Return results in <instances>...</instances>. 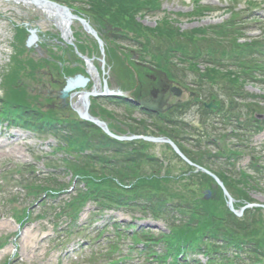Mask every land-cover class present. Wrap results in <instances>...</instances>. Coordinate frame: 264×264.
Instances as JSON below:
<instances>
[{
    "label": "rangeland",
    "instance_id": "1",
    "mask_svg": "<svg viewBox=\"0 0 264 264\" xmlns=\"http://www.w3.org/2000/svg\"><path fill=\"white\" fill-rule=\"evenodd\" d=\"M162 1L164 3V10L166 13L162 12L158 15L147 16L140 19L142 24L150 26V28H154L158 22L165 18L167 14H186L192 9V2L196 0ZM198 1H200L203 5H210L226 11L229 7L234 5L233 0ZM247 3H256V5L264 7V0H241L238 4V9H244L246 6H249ZM226 11H221L210 15L207 18L198 20L183 18L180 20L181 22L179 27H181L183 31H191L193 29H199L212 24L222 23L229 18L228 15H225ZM247 14H253L256 17L264 16V8ZM174 17L175 16L172 18L174 19ZM25 23L39 27L44 34H51L54 37L60 36V32L55 28L52 20L40 10L25 4L5 3L0 1V94L2 95H4V83L7 76L10 74L13 57L17 53L19 54L20 59L23 57L21 45L18 43L16 26ZM250 23L251 21L248 19L244 23L246 28H250L247 30V36L251 38L259 37L261 35V30L257 28L256 25ZM74 31L81 32L80 28L76 26L74 27ZM48 49H51V51H54L57 54L51 55V53H48V64H53L55 68V66H59L60 63H64V59L59 56L64 54L62 50L58 49L57 46H53V44L49 45ZM25 58L33 60V62L30 61V64H39V61L41 62L40 56L35 52L25 54ZM25 58L21 61L25 62ZM19 73V82L21 84L27 82L28 79L25 78V69L19 71ZM14 85H16V83H14ZM246 91L248 94H256L258 96L263 94L261 86L256 87L249 85L247 86ZM29 94L31 100L35 104L40 103L39 96L30 93V91ZM257 101L259 106L264 108V102L261 100ZM41 104L43 107L41 106L39 108L45 113L51 109L48 107V103L45 100L41 101ZM193 115L195 117H190L188 119L189 122L197 121L196 114ZM57 116H72V114L67 111L65 113L58 114ZM117 125L118 124L111 122V126L115 127L116 131H118L116 129ZM225 143L227 144L228 142ZM250 145H252V149H254L253 156L260 157L259 163L264 165V133L253 138ZM56 146H58V142L54 138L43 139L35 133H29L18 128L4 127L0 129V180L2 172L6 168L15 167L17 165L33 166L31 174L28 173L29 170H25V175L16 178L17 181H30L34 178V176L37 178L48 179L49 171L44 157L48 153H51L53 151L52 148ZM189 148L192 149L193 147ZM152 153L159 157L169 155L172 159L170 151L162 145L155 146ZM250 154L251 153L248 154L247 158L240 161V167L246 168V170L249 166L248 158ZM61 157V155H58V158ZM58 175L61 177L60 180L64 184L72 182V176L69 173L61 172L60 175L58 172ZM1 185L3 186L2 182ZM11 186L12 187H4L3 192H0V239L2 238L3 243H5L8 240V237L12 236L11 243L4 248V250L0 251V264H4L6 261H9L10 264H87L88 259L93 253L105 251L107 247L105 241L97 243L89 242L90 239H93L96 236L100 228L103 226H107V228H109L112 223L117 221L120 224H124L123 222L131 223L134 221V216L135 218L143 217L141 214H128L127 211H118L111 214L107 213L97 219L99 222L98 225H89V228L84 235L75 236L74 234L70 237L68 236V232L71 229L69 227L70 223L68 220L66 218L55 217L54 210L51 209L59 207L62 200L67 198L66 196L57 202L44 200L39 203L34 199L28 198L26 191L15 189L19 188L17 182H14ZM14 195L18 197V200L16 201L19 209L30 207L34 214V216H32L33 218L39 215H44L45 218L43 220H36L27 224L25 227H19L11 219L10 211L13 207L7 200L8 198H13ZM250 197L258 204L264 205V180L261 181L258 189L251 192ZM221 207L224 210V205ZM93 212H95V208L90 206L89 212L87 211L84 214L81 225H86L92 220ZM262 215H264V212ZM143 221L147 224L146 226L151 225L152 228L149 230L155 232L156 234H159L166 229L165 222H154L151 218L144 219ZM135 224H144V222ZM73 229L77 230V226L73 227ZM109 232H112V230L109 229ZM239 234H242L243 236L245 235L241 232ZM262 237L264 239V231L262 233ZM37 247L42 248L39 257H35L33 255L34 250L40 249ZM157 250H162V247H158ZM76 258H78V261L75 260Z\"/></svg>",
    "mask_w": 264,
    "mask_h": 264
},
{
    "label": "trees",
    "instance_id": "2",
    "mask_svg": "<svg viewBox=\"0 0 264 264\" xmlns=\"http://www.w3.org/2000/svg\"><path fill=\"white\" fill-rule=\"evenodd\" d=\"M94 5V9L102 14L110 15L111 21L122 23V22H133L134 18L140 11L143 9H147L146 7L155 6L156 2L148 1V0H91ZM139 8V9H138ZM94 10V11H95ZM140 10V11H139ZM124 15V16H121ZM161 26V25H160ZM235 31L228 29L224 31L223 29L215 32V37L218 39V42L222 45L217 51L210 53V55L205 59L209 65L212 62H222L229 58V52L233 51L238 56L234 61L237 69L229 70L225 68L222 64L218 65L217 68H208L202 77L204 80L209 81V85H221L223 86L222 90L228 94L238 93V88L246 85L247 83L253 82L256 80V73H261L264 71V42L255 43L252 46H246V49L243 51V46L238 44V37H235ZM153 36L158 44L165 45L168 50L167 54L170 55H183L182 51H184L187 46L189 50L191 47H194L196 44V34H181L179 30L171 26L168 22H165L161 27H159L156 31H148L145 29H141L140 35L145 37L148 43H150L149 35ZM22 35V32L20 33ZM25 37L22 36L20 38L21 44H23ZM230 40L227 46L224 45V41ZM226 45V44H225ZM217 47V46H215ZM213 47L212 50H215ZM212 48V43L209 50ZM240 52L253 56L248 61H245L240 58ZM184 60L188 59V56H184ZM192 61H197L196 57L191 58ZM262 65V66H260ZM12 85L14 83L12 82ZM234 91V92H233ZM3 103V107L0 109V114L3 115L4 119L11 118L13 122L22 123V116H18L19 113L25 111L26 109L31 108L30 105L26 101L25 92H21L19 89H12L10 93L5 97ZM18 116V117H15ZM2 116H0L1 118ZM78 127L79 124L72 123ZM93 134L99 136L98 140L101 144H106V141L109 140L106 136H104L100 130L94 129L92 131ZM70 147L71 149H84L87 147H94V144L91 140H84L83 142H79L77 140L70 139ZM97 144V143H96ZM89 165V163H88ZM83 171V173L88 178V186H89V194L84 197H81V204L84 203L87 199L95 197L94 194H97L99 197L106 199H115L111 194L106 179L104 177L92 176V174ZM91 194V195H90ZM90 195V196H89ZM90 197V198H89ZM246 199V196L244 197ZM123 198L116 199V201H121ZM247 200V199H246ZM201 205V204H200ZM205 218L200 221V231H195L191 234V232H187L184 229L180 231L177 235V239L181 242L183 238H187L190 236H197V234L202 235H210L211 237L220 236L225 239L227 245H233L235 248H239V246L245 244V242L252 238H261L262 233L264 231V219L262 214H258L257 212H253L252 214H248L245 219L240 220L230 212L227 214L222 213L223 219L227 218L228 220H221L219 222L217 216H213V214H209V210L204 211ZM252 219V221H249ZM223 222L231 223L232 229H234L237 233L238 231H243L245 237H241L237 233L230 234H222L218 232L219 228L223 227ZM247 222V223H246ZM186 228V227H184ZM225 229V227H224ZM226 232V233H227ZM190 233V234H189ZM251 233V234H250ZM258 245V244H257ZM259 247H261L259 245ZM258 247L256 246V249ZM260 249V248H259Z\"/></svg>",
    "mask_w": 264,
    "mask_h": 264
},
{
    "label": "flooded vegetation",
    "instance_id": "3",
    "mask_svg": "<svg viewBox=\"0 0 264 264\" xmlns=\"http://www.w3.org/2000/svg\"><path fill=\"white\" fill-rule=\"evenodd\" d=\"M95 29L97 32H99V35L103 36L106 39V36L102 33V30L99 26H95ZM108 39V38H107ZM107 41V40H106ZM43 44L45 43V38L42 37ZM89 54V52H88ZM67 65H70L73 61V58L71 55H68L67 58ZM76 65L73 64L72 68H75ZM142 69V70H141ZM140 74L143 76L141 77V82H137L136 88L134 90V98L135 103H138L140 100H144L147 97L153 96L158 97L161 95H164V97H168L165 107H173L177 106L179 109L177 112H185L188 107L199 105L200 100L195 96L193 93L189 91V89L182 85V84H173V88H179L182 91V94L180 97H175L173 94L174 90L172 88L168 87V82H165L161 79V76L157 74L154 70L150 68L147 64H141ZM44 80L48 79L51 81V87H57L58 90L62 88V84L65 82V78L62 81H57L56 77H53L52 74L44 73ZM131 81V80H130ZM132 83V81H131ZM59 84V85H58ZM130 83H124L121 82L118 78H114L112 76L108 77V88L111 90H124ZM93 88L100 89L99 84L92 83ZM133 89V88H132ZM130 89V90H132ZM101 90L104 91V85L101 87ZM129 90V89H128ZM39 94H44L45 97L53 99V96H55V93H49V87H47L45 84H42L41 87L37 90ZM82 101L80 97H77V102ZM133 108H135L132 112L133 117H141L143 115H146L143 113L142 108L136 107V104H133ZM133 122V121H132ZM124 127V126H123Z\"/></svg>",
    "mask_w": 264,
    "mask_h": 264
},
{
    "label": "water",
    "instance_id": "4",
    "mask_svg": "<svg viewBox=\"0 0 264 264\" xmlns=\"http://www.w3.org/2000/svg\"><path fill=\"white\" fill-rule=\"evenodd\" d=\"M5 1H11V0H5ZM28 1L30 3H32V4H34L35 6L40 7V8H48V9L50 8L51 10L55 11L58 15H61L62 16L63 14H65V15L71 17V14H70V12H69L68 9L62 8V7H60V6H58V5L54 4V3H51L49 1H46V0H28ZM90 32H92V31L90 30ZM32 34L33 35H32V37L29 40L28 47H32L36 43V41L38 40V38L36 36V31H32ZM78 80H80V79H78ZM76 83H77V80L76 81L70 80L69 89L68 90L73 89L75 87ZM81 116L84 119L92 120V119L89 118V116L87 114H83V115L81 114ZM94 122L96 124L100 125V126H103V129L106 132H108L107 131V128L104 125H102L98 121H94ZM168 143H170V142H168ZM173 147L179 153L178 149L175 146H173ZM229 199H230L229 205L232 207V200H231V198H229Z\"/></svg>",
    "mask_w": 264,
    "mask_h": 264
},
{
    "label": "bare ground",
    "instance_id": "5",
    "mask_svg": "<svg viewBox=\"0 0 264 264\" xmlns=\"http://www.w3.org/2000/svg\"><path fill=\"white\" fill-rule=\"evenodd\" d=\"M49 17H51V16H49Z\"/></svg>",
    "mask_w": 264,
    "mask_h": 264
}]
</instances>
